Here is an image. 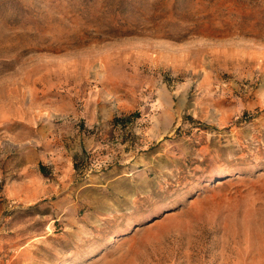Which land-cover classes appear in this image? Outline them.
<instances>
[{"label":"rangeland","instance_id":"1","mask_svg":"<svg viewBox=\"0 0 264 264\" xmlns=\"http://www.w3.org/2000/svg\"><path fill=\"white\" fill-rule=\"evenodd\" d=\"M0 264H264V0H0Z\"/></svg>","mask_w":264,"mask_h":264}]
</instances>
